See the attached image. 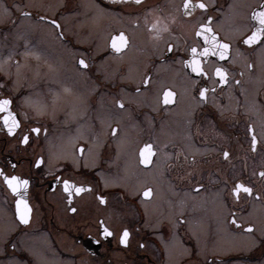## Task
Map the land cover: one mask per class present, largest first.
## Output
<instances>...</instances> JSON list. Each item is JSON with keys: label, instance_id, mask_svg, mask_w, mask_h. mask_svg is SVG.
Masks as SVG:
<instances>
[{"label": "flooded vegetation", "instance_id": "flooded-vegetation-1", "mask_svg": "<svg viewBox=\"0 0 264 264\" xmlns=\"http://www.w3.org/2000/svg\"><path fill=\"white\" fill-rule=\"evenodd\" d=\"M201 2L208 7L0 0V100L11 101L0 110V205L10 226L0 219V264H264V43L242 42L264 0ZM201 24L230 45L226 57L200 54L212 35L198 36ZM121 32L128 43L117 52L111 37ZM192 48L207 76L186 63ZM165 90L174 93L168 103ZM9 111L19 121L11 133ZM134 164L152 180L129 183ZM5 176L28 184L13 192ZM64 180L84 190L69 199ZM238 183L251 194L234 193ZM19 196L31 208L27 224Z\"/></svg>", "mask_w": 264, "mask_h": 264}, {"label": "snow or ice", "instance_id": "snow-or-ice-1", "mask_svg": "<svg viewBox=\"0 0 264 264\" xmlns=\"http://www.w3.org/2000/svg\"><path fill=\"white\" fill-rule=\"evenodd\" d=\"M198 2V6L201 9H206L208 6L201 2V0H197ZM135 3L139 4L141 3V0H135ZM190 4V0H184V5L183 7L185 9H187L189 7ZM13 7H19L18 5H13ZM4 11L8 12L9 9L5 6L4 7ZM21 16H29L30 13L29 12H21L20 13ZM253 18L255 20H257L258 26L255 28V30L251 31V33L249 35H246L243 39V44L246 45H253L256 42H261L264 43V7H262L259 11L254 12L253 13ZM41 19H47L46 17H42ZM209 20H211V17H208ZM51 24L53 26H55L56 28H59L60 25L58 23L57 20L53 19L50 21ZM152 27L155 29L156 28V24H153ZM200 29L201 31L197 32L198 36H203L204 35V30H206L209 33H212L211 35V40L209 41L208 37L205 36V42L207 44H210V47H204L202 52L200 53L203 56H208L209 53H214L216 55H219L221 59H223L224 57H226L228 55V49L230 48V45L228 43H222L220 41H217L216 39V34L212 32V29L210 27H207L205 24H201L200 25ZM61 35H63L61 33ZM128 43L127 37L125 36V34L123 32L119 33L118 35H114L111 37V47L113 49H115L117 52H119L123 47H125ZM169 51H171L172 49V45L168 46ZM191 52L193 53V57L191 59V61H187L186 63H190L191 67H192V71L193 72H198L201 73L205 76H207L208 74L204 72L203 67L201 66V61L199 60V58L197 57L196 53H197V49L196 48H192ZM79 63L81 65L86 66L84 59H80ZM252 65H249V68H251ZM215 75L217 77L220 78V83L223 84L225 83V76L226 73L221 69V68H216L215 69ZM148 81L145 80V83H147ZM207 92V89H201L199 95L201 97H205V94ZM174 96V93L171 90H165L163 93V98H164V103H168L169 102V98ZM11 103V101L9 99H2L0 100V110H4L6 111V106L9 105ZM123 105H121L122 107ZM3 121L5 126L8 127V131L11 133L13 131H15V129L17 127H19V121L15 119V115L13 113H11L10 111L8 112L7 115H5L3 117ZM249 130L250 132L252 131L251 126H249ZM34 132H39L40 129H33ZM113 133L116 132V129L112 130ZM28 140V136L27 134H25V136L23 137V140L21 141L22 143H26ZM251 144H252V148L253 150L256 147L257 144V139L256 136L253 134L252 135V140H251ZM83 149L81 148V151ZM151 145H145L143 149H141L140 151V156H141V163L144 164H148L150 163V157H151ZM229 155L228 152L224 153V156L227 157ZM41 163V161H37V164ZM260 175L262 177H264V172H261ZM57 179H59V177H57ZM5 181L8 184V186L12 189L13 192H18L20 188H25L28 184L27 180H21L19 177L17 176H5ZM63 185H64V191L69 193V199H71V190L74 188L75 191L77 193L82 192L84 189L80 186H77L75 184H73L71 181L69 180H64L63 181ZM199 187V185L197 186ZM241 189L243 190V192L245 193H249L251 194L252 189L250 187H246L243 184L238 183L235 188L233 189V192L236 194H239V192L241 191ZM150 194V190H146L144 195L148 196ZM100 201L103 203L104 202V197H99ZM73 211H75V209H72ZM16 211H17V215L19 216V219L27 224L28 223V215L31 212V208L28 205L27 200L25 199H18L16 201ZM235 218H233V223H235ZM101 223V227L103 229L102 234L103 235H111L112 233L110 232L109 228L106 227L103 223V221L100 222ZM251 225H249V230H251ZM129 236V232L127 229H124L123 231V235L121 236V243H127V238ZM14 247V245H13Z\"/></svg>", "mask_w": 264, "mask_h": 264}, {"label": "rangeland", "instance_id": "rangeland-1", "mask_svg": "<svg viewBox=\"0 0 264 264\" xmlns=\"http://www.w3.org/2000/svg\"><path fill=\"white\" fill-rule=\"evenodd\" d=\"M86 5L87 4H85V1H84V6H86ZM93 8L95 9V6ZM89 9H90V6H86V10H89ZM31 29H34V28H31ZM67 62L68 61L66 59H64L63 63L67 64ZM130 127H131V130L136 133V132L139 131L138 129L141 128V125L138 122H133V124L130 125ZM133 132H130L129 136H132ZM134 143H135V140H133L131 138L129 139V137H128L127 142H126V144L124 146L125 147V151L124 152H125V155H126V159L127 158L129 159L128 155H129V153H131V148L134 145ZM131 164H133V163H131ZM132 170H135V171H133L131 177H127L129 183H131L130 180H132V176H137L139 178V180L141 181V184H144L146 182H150L152 180V177H151L152 176V172H151V170L140 171V168L135 166V164H134V167L133 166H129L128 167V172L129 173H131ZM2 209H4V207L2 205H0V219H2L3 224H4V226H3L4 229L3 230H5V232H8V230L10 229V226L8 224H6V223L8 222L7 218H9V214H8V211H3ZM14 227H15V224H13L12 229ZM48 261H52L53 262L54 259L53 258H52V260L48 259Z\"/></svg>", "mask_w": 264, "mask_h": 264}, {"label": "water", "instance_id": "water-1", "mask_svg": "<svg viewBox=\"0 0 264 264\" xmlns=\"http://www.w3.org/2000/svg\"><path fill=\"white\" fill-rule=\"evenodd\" d=\"M18 199H23V198H21V196H19ZM18 199H17V200H18Z\"/></svg>", "mask_w": 264, "mask_h": 264}]
</instances>
